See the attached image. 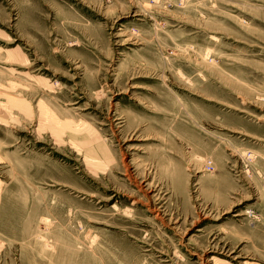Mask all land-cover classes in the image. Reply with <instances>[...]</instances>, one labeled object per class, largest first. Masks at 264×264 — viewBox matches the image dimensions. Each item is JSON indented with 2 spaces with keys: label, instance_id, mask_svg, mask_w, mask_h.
<instances>
[{
  "label": "rangeland",
  "instance_id": "1",
  "mask_svg": "<svg viewBox=\"0 0 264 264\" xmlns=\"http://www.w3.org/2000/svg\"><path fill=\"white\" fill-rule=\"evenodd\" d=\"M0 264H264V0H0Z\"/></svg>",
  "mask_w": 264,
  "mask_h": 264
},
{
  "label": "bare ground",
  "instance_id": "2",
  "mask_svg": "<svg viewBox=\"0 0 264 264\" xmlns=\"http://www.w3.org/2000/svg\"><path fill=\"white\" fill-rule=\"evenodd\" d=\"M157 210H158V209H157ZM89 242L91 243L92 246H94V242H95L94 240H90ZM98 260H101V258H98ZM98 260H97V261H98ZM99 262H101V261H99Z\"/></svg>",
  "mask_w": 264,
  "mask_h": 264
}]
</instances>
